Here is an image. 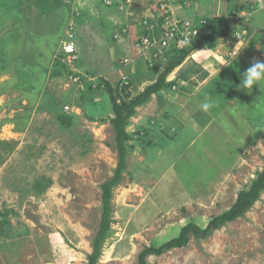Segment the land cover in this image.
<instances>
[{"label": "rangeland", "instance_id": "374dc122", "mask_svg": "<svg viewBox=\"0 0 264 264\" xmlns=\"http://www.w3.org/2000/svg\"><path fill=\"white\" fill-rule=\"evenodd\" d=\"M61 1L65 22L51 38L29 41L31 34L39 36L29 19L36 26L54 19L36 15L34 8L24 16L27 33L19 30L14 18L3 29L0 24V36L9 29L20 36L15 35L16 48L15 42L6 43L12 61H6L7 56L0 60V92H5L0 93V264L87 263L101 217L100 186L112 177L118 160L112 105L98 86L103 79L122 85V77L128 76L135 95L164 68L165 59L157 62L159 67L149 68L133 44L143 32L141 21L157 15L156 4L166 1L184 20L227 18L231 8L251 0H130L122 12L117 5L123 0H109L117 8L106 0ZM19 8L21 0H0L3 15ZM257 10L263 9L247 11L251 25L255 11L264 15ZM73 15L79 20L74 21L79 53L75 64L65 68H72L79 80L68 72L54 75L52 69L54 51ZM249 33L240 37L246 40ZM226 39L212 50L199 49L194 58L189 55L183 67L193 69L198 61L203 68L210 64L214 74L223 62L213 65V59L220 56L226 61L235 54L225 44L231 39ZM126 55L133 62L122 66L119 61ZM230 67L205 88L215 93L227 89L223 96L213 93L200 102L201 106L213 102L207 111H197L199 99L192 86L201 72L185 74L187 96L178 94L181 88L164 89L136 108L126 126L132 133L126 142V169L112 188L110 228L96 264H138L142 249L176 236L188 222L206 226L211 217L231 207L238 192L247 189L261 170L264 105L259 100H264V83L242 89L241 82L234 81L247 69L238 73ZM177 69L167 79L176 77ZM233 93L249 94L245 102L257 101L248 111L235 110L227 104ZM63 114L71 117L69 125L59 119ZM146 262L264 264V189L247 211L205 238L191 235L185 246L147 255Z\"/></svg>", "mask_w": 264, "mask_h": 264}, {"label": "trees", "instance_id": "16d2710c", "mask_svg": "<svg viewBox=\"0 0 264 264\" xmlns=\"http://www.w3.org/2000/svg\"><path fill=\"white\" fill-rule=\"evenodd\" d=\"M110 3L107 5L116 7V4L111 1ZM259 3L263 4L264 0H251L246 4L243 3L238 6H234L229 10L227 18H222L216 15L193 18V24L195 25V27L200 28L199 35L188 42H184L180 47L171 46L164 53L165 65L164 68L158 73L156 79L152 83L145 86L141 91L137 92L135 95H132V91L128 89L127 85L120 86L119 84H116L112 86V84H110V82H108L106 79H103V82L101 81V83H99L100 85L98 86V88L104 89L107 92L112 105L113 117L110 119V121L115 132V143L118 152V160L116 167L113 170L112 177L103 182L100 186L101 217L98 230L92 241V250L87 255L86 264L97 263L101 253L102 243L110 228V200L112 196V188L121 180L122 172L126 169V142L129 141L132 137V133L127 132L126 126L129 119L136 113V108L147 103L150 100L152 94H157L164 89L170 91L173 87L179 89V86L182 84L180 81H186V73L192 72L191 74L196 75L198 72H201V77L207 76V72L196 63L193 69H185L184 67H182L181 70L180 68L175 78L167 80L168 75L175 68L179 67L191 53L199 49L212 50L215 48L219 40L231 37L234 35V33L236 35H240L243 31H237L238 28H236V24L239 23L242 26L247 27L249 24V19L247 20V16H250V13L248 14V12L252 11L253 8H257V4ZM243 10L246 11V14L244 15L241 14ZM20 15L18 14V12H16L15 19L17 21L19 17H21ZM75 16L76 15H73L72 18L77 19ZM203 19L204 22H201ZM160 21L161 19H159V22ZM47 36H49V34ZM32 41L37 42L36 39H32ZM157 62L158 61H154L153 67L157 66ZM52 69L54 70V75L65 74L66 72H69L63 65L59 64L57 61L53 63ZM118 90L120 91V93L118 92ZM59 119L63 124L66 125H69L71 121V117L65 116L64 114L63 116H60ZM263 189L264 159L261 170L256 173L255 178L252 180L247 189L238 192L235 202L228 210L222 212L217 216L211 217L204 227H201L194 222H188L180 228L176 236L164 241L158 246L151 245L142 249L137 256L138 264H147V255H160L167 250L185 246L188 243L191 235L196 238H205L214 229L218 228L228 221L235 219L236 217L247 211L256 201L259 193Z\"/></svg>", "mask_w": 264, "mask_h": 264}, {"label": "crops", "instance_id": "0c3cea01", "mask_svg": "<svg viewBox=\"0 0 264 264\" xmlns=\"http://www.w3.org/2000/svg\"><path fill=\"white\" fill-rule=\"evenodd\" d=\"M21 1L23 3V8L22 9L19 8V10H22V11H17L19 15L22 14V15H20L21 17H19V19H18V23H19V30H22L23 29L25 31V33L28 32V28L26 26L27 24H25L26 21H24V16H25V14L27 12V9L34 8L36 10V11L34 10L35 11L34 13L36 15H39L40 17L43 16L44 19H46V17H49L50 20H51V18L54 17V19L52 18L53 20L50 21V22H48V23L45 21L46 23H43L42 24V21H41L40 22V25H38V26H36V24L33 25L32 24V21L33 20L29 19L28 24H30V28L33 29L35 27L36 31L34 33L37 34V35H39V36H35L34 37L31 34V37H30V40L29 41H31L32 39H39V37H42V36L45 37L48 34H49L48 37H50L51 34H54L58 29H61L63 27V22H65V11L61 7V4H60V3H62L61 0H21ZM73 1H76V0H73ZM42 9L45 10V11L43 12ZM96 11H97V9H96ZM154 11H155V9H154ZM244 11L245 10L242 11V15L246 13V11L245 12ZM68 12H69V10H68ZM255 12H254V14L252 16L253 25H251L250 22H249V24H248L247 27L246 26H242L239 23L236 24V28H238L237 31H239V32L240 31H244L246 33V30L247 31L249 30L250 33L248 35V38L246 40H244L243 38L240 37V35H234L233 36L234 39H232L231 37H228V39H231V40H230V42L227 41V43H225L226 44V47H227V45H229L230 48L233 49L232 51H234V53H235L233 57H230V58L227 57V60L226 61L224 59H222L220 56L218 57L219 60H218V58L217 59H213L214 60L213 65L216 64V62H218V61L220 63L223 62V64L221 65V67H218V69H216L217 71L214 74H211L210 71H209V70H211L210 69V67H211L210 64H206L204 66V68H203V66H200L203 70H205V71L207 70V72H209V74H207V76H204V77H201L200 79H198L199 81L197 80V84H192V86L194 87V91L197 93V98L199 99V106H198L199 109L197 111L202 110L201 109L202 106H201L200 102H202V100L207 95H212L213 96V93H214V96H218L217 94L223 96L224 93L227 92V89L225 90V88H221L220 91H217V93L212 92L211 90L208 91V89H205V88H207V86H209L211 84V82L213 80L215 81L217 78H220V77H218V75L223 72V69H225V68L227 69V68H229V66H231L230 67L231 70H234L235 72H238V73H242V71H244V68L245 69H248L254 62H256V61L264 62V15H261L260 13L257 14ZM257 12H264V9L263 10H257ZM15 14H16V12H13L10 16L9 15L7 16V15H3V14L0 13V24H2L1 29H3L4 25H9V24H11L13 22L12 19L13 18L15 19ZM248 17L249 16H247V20L249 19V21H250V18H248ZM66 20H67V18H66ZM77 21H79V20L77 19ZM44 26L47 27L46 28V31H44ZM244 32H242L241 35L242 34H245ZM16 34L14 33V30H12V29L11 30L9 29V31L7 30L3 35L1 34V36H0V60L5 61L4 60V56H7L6 57V61H8V60L9 61H12L13 52H11V51L8 52L7 51V44L6 43H8L10 41H13V42H15V44L12 47L16 48V40H15V35ZM236 38L237 39L239 38L238 43L235 42V39ZM39 40H41V39H39ZM222 40L225 41L227 39L226 38H223V39H221V41ZM115 45H116V43L113 45V47H115ZM45 46H47V45H45ZM107 47L112 48L111 45L110 46H107ZM116 47H117V45H116ZM105 49H106V47L104 48V51H105ZM226 49L229 50V48H226ZM4 50H6V51H4ZM199 51H201V50H197V51L191 53L190 54V55H192L191 57H193L194 55L196 56L197 54L199 55L200 54ZM15 52H16V50L14 51V53ZM54 52H56V51H54ZM221 53H222V51H221ZM10 54H12V55H10ZM222 54H224V53H222ZM92 55H93V57H94V59L96 61V58H95V55L93 54V52H92ZM110 62H111V60H108L107 61L108 65L110 64ZM138 62H139V60H138ZM197 64H198V61H197ZM157 67H159V66H157ZM180 67L182 68L183 67V64L180 65L177 70H179ZM155 69L156 70H159L157 68H155ZM20 71H22V69ZM20 71H17V72H19V74L17 73L19 79H20V75H21ZM149 71H152L153 72L152 69H150ZM146 74H148V73H146ZM243 74L244 73H242L240 75H236V78H235L236 80L234 81V79H233L232 81L238 82V83L241 82V77L243 76ZM133 77L134 76H132L131 79H133ZM233 77H234V75H233ZM145 79H146V77H145ZM171 79H173V78L170 77L167 80H171ZM154 80L155 79H152L151 81L153 82ZM232 81H231V83H232ZM180 82L182 83L179 86V88H181V90L179 89L178 94H186V96H187L188 95L187 94V92H188V88H187L188 85L186 86V81L185 82L184 81H180ZM204 89H205V91H203ZM198 90H201V91H198ZM0 93L1 94H4L5 92H0ZM191 93H192V91H191ZM154 95L155 94H152V96H151V98H150L149 101L152 100V98H153ZM246 95H249V94H246ZM246 95H242V93L241 94H235V93H233L232 96H229L228 103L227 104H231L235 110H240L241 108H245L246 111H248V110H250L249 107L251 105H253L257 101V99H254L252 101L250 100L249 102H245L244 101V97ZM179 96H178L179 99L185 100L184 99L185 96H182V97H179ZM218 97H220V96H218ZM194 98H196V96ZM158 99L161 100V97L158 98ZM259 103H261L262 105H264V100H262V99L259 100ZM207 125L208 124H206L205 127ZM42 264H47V262H43Z\"/></svg>", "mask_w": 264, "mask_h": 264}, {"label": "built area", "instance_id": "2783aa9c", "mask_svg": "<svg viewBox=\"0 0 264 264\" xmlns=\"http://www.w3.org/2000/svg\"><path fill=\"white\" fill-rule=\"evenodd\" d=\"M129 2L130 0H123V2L118 5V10L122 12L125 7L129 5ZM105 3L109 4L110 1L106 0ZM185 3H187V1H185ZM262 5H264V3L257 4V9H264V6ZM155 13L157 15L154 16L153 13L152 19L145 18L141 21L143 32H141L133 42L135 46L134 50L137 49L139 51L138 53L144 57L145 63L149 67H153L154 61L164 59V53L171 46L180 47L184 42L190 41L200 33V28L195 27L192 17H188L184 20L178 18L173 13L170 4L166 1H160L156 4ZM159 19H161L160 22ZM75 20L76 19L72 18L69 21L66 30L64 31L63 38L60 41V45L54 53L52 59L53 63L57 61L64 67H72L77 61L79 48L75 37L77 28ZM201 22H204V19ZM232 54L231 51L228 52V56H232ZM119 62L122 66H126L133 62V58L126 55L123 56ZM71 70L72 68L67 71L70 72ZM69 72L67 75H69L70 78L74 77V80H79V77L75 75V71H73L71 75ZM128 78V76H123L121 82H123L122 85H127L130 90V81ZM172 89L175 90L176 87H173ZM64 110H68L67 105H65Z\"/></svg>", "mask_w": 264, "mask_h": 264}, {"label": "clouds", "instance_id": "9594fccd", "mask_svg": "<svg viewBox=\"0 0 264 264\" xmlns=\"http://www.w3.org/2000/svg\"><path fill=\"white\" fill-rule=\"evenodd\" d=\"M261 83H264V62L256 61L245 71L241 77V84L239 87L242 89L251 90L254 85L260 86ZM212 106L213 102H205L202 104V108L205 111L210 109Z\"/></svg>", "mask_w": 264, "mask_h": 264}]
</instances>
